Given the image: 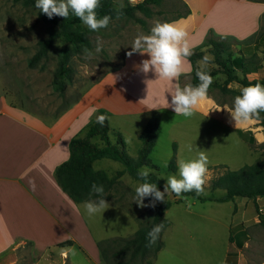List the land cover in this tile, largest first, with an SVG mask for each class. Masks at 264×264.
<instances>
[{"label": "crops", "instance_id": "crops-1", "mask_svg": "<svg viewBox=\"0 0 264 264\" xmlns=\"http://www.w3.org/2000/svg\"><path fill=\"white\" fill-rule=\"evenodd\" d=\"M180 1L190 15H183L175 22H178V26L187 32V40L192 52L202 47L208 30H213L221 38H234L242 47L247 46V44H243L247 40L254 39L255 42H249L248 45H255L259 39L264 16V1L192 0L195 7L187 0ZM210 14L213 15V18L210 17ZM168 22L174 21L172 19ZM144 59H148L147 55L139 53H133L132 56L126 57L121 68L123 72L128 63L135 61L137 65L131 68L123 79L126 77L131 79L136 72H139L140 62ZM188 59L190 67L183 66L182 74L177 81L181 86L190 83L194 67H202L199 63L201 60H196L192 64L190 57ZM259 63L260 66L254 72L246 74L248 81L264 80V60ZM236 74L239 75L238 72ZM112 75V73L104 75L98 83L90 86L87 91L80 94L54 117H39L7 104L0 97V264H18L17 253L26 245L29 246V264H49V252L58 250V254H55L57 257L62 255L61 249L72 248L79 251L92 264H100L98 243L102 240L116 238L104 232L102 236L93 233L83 208L84 202L75 203L68 197L59 186L55 171L68 159L70 141L73 138L86 135L89 123L100 110L107 112V118L115 116L127 120L138 117L140 121L137 122L133 136L139 143V135L153 111L176 114L172 108H164V95L169 103L171 101V97L166 92L169 82L159 79L154 72L149 71L148 77H155L157 80H161L162 84L158 95L160 101L152 105H145V103L149 104L148 97H140L138 103H131L128 106H126V99L122 97H109L115 85H112L113 88H111L110 84H107L109 80L112 81L115 78ZM140 79L139 76L135 78L132 84L133 88ZM214 81L222 83L224 77L219 74L214 78ZM237 85L240 84L231 82L227 88L239 92ZM208 97L209 99L200 102L192 116L221 121L224 126L234 132L233 139L236 138L239 142L245 143L252 152L258 153L262 158V150L250 148L251 140L255 145L264 142V134L259 123L254 122L235 127L227 112L229 108L226 104L218 105L211 96L208 95ZM116 106L122 107L123 110H115ZM220 109L225 111H220ZM117 127L118 132L126 133L122 125ZM122 140L125 147L126 138L123 137ZM94 163L92 167L96 170ZM220 165L229 169L225 164ZM215 167L221 166H213L208 169L207 182L213 177ZM97 171H103L109 177L118 172L109 174L105 170ZM124 176L119 179V183L124 182L122 180ZM115 190L111 192V195ZM181 201L182 199L176 198V201H171V205ZM105 202L131 214L127 209L110 200ZM209 203L218 206L205 209V204ZM227 204H231V207H222ZM171 205L165 214L171 209ZM78 206L79 211H77ZM188 206L181 211V216L182 214L186 216L189 245L197 243V234L200 232L201 223H205V220L209 219L208 215L211 216L210 235L213 240H210V243L218 246V251H210L205 255L204 261L225 264L228 252L233 249L237 254L235 264H264V197L256 198L254 202L244 198L237 201L235 198L233 201L222 203L200 202L193 199ZM131 215L139 225L138 217ZM181 221L182 219L177 217L176 219L172 218L171 222H167L168 226L173 228L175 225L180 227L183 223ZM221 237L224 240H220ZM67 241L72 242L70 247L58 246ZM65 251L67 255L62 258V261L73 264L69 260V250ZM156 258L152 264L156 262Z\"/></svg>", "mask_w": 264, "mask_h": 264}, {"label": "rangeland", "instance_id": "rangeland-1", "mask_svg": "<svg viewBox=\"0 0 264 264\" xmlns=\"http://www.w3.org/2000/svg\"><path fill=\"white\" fill-rule=\"evenodd\" d=\"M187 1L194 6V1ZM113 2L116 7H124L127 4L136 5V3H130L129 0H113ZM149 8L151 9V16L149 17L140 12L135 13L136 17L144 21V25L132 20L116 19L111 21L106 28L96 32L92 31L89 38L92 44L90 52L93 55L91 58H86L84 52L71 58L70 66L73 69V78L66 85L63 95L60 96L52 90L51 84L57 65V52L61 45L59 41L54 43L47 57L39 62L37 66L30 68L27 65L28 60L37 50L38 41L48 36L52 26L38 18L39 9L24 7L20 3H14L11 0H0V97L7 104L21 108L39 117H54L80 94L87 91L90 86L98 83L104 75L112 73L115 79L109 80L107 84H110L111 88H113L112 85H115L109 97L126 99V106L131 105V103H138L140 97H148L149 104L145 103V105L158 103L160 101L158 95L161 91L162 81L157 80L155 77H148L149 72L145 74L141 71L136 72L131 79L128 77L123 79L125 74L129 73L131 68L137 65L135 61H132L126 65L123 72L121 70L123 61L128 57L127 53L132 51L131 46L135 36L141 31L147 34L155 20L168 22L173 19L175 21L183 17V15L187 16L190 14L180 0H160L157 5L149 6ZM210 17L213 18V15L210 14ZM263 30L264 16L260 33ZM206 36V40L213 39L231 45L233 56L235 57L241 54L246 59L253 57L256 62L264 60V53L261 56L259 54L262 51L259 40L256 41L255 45H248L249 42H255L254 39L247 40L243 42L247 46L242 47L238 41H235L236 39L231 37L221 38L213 30H208ZM98 40L102 41L103 48L97 54L95 53V48ZM203 50L204 56H211L208 53V48ZM210 63L203 65V67L210 66ZM137 76L141 77V79L136 82L133 88L132 84ZM146 81L153 82L146 83ZM216 83L221 82L217 81ZM209 96L216 103H225L228 108L233 105L234 97L221 95L218 90L210 91ZM114 108L118 111L123 110L119 106ZM157 112L159 113L158 136L155 146L149 155L151 164L156 169L150 166L146 167L152 169L151 175L156 176L163 185H165L168 176L177 175L178 177L177 161L196 158L197 150L206 151L208 169L225 164L230 170H237L244 165L253 163L256 158H260L259 154L252 152L245 143L239 142L236 138L233 139V136H235L234 132L224 126L221 121L200 116L185 118L182 115H174L170 112ZM132 118L134 119L122 120L123 118L120 117H108V136L110 142L113 143L118 136L122 139L123 137L126 138L125 151L128 156L135 157L141 145L133 134L140 119L138 117ZM121 125L126 133L117 131V126ZM131 135L132 137H130ZM92 142L99 143L94 139ZM190 145L192 146L191 150L189 149ZM174 151L176 169L172 171L169 169V164ZM94 168L96 170H105L109 174H115L123 169L124 166L118 162L101 159L94 163ZM122 180L124 182L118 184L114 194L111 195L110 201H118L116 204L130 211L134 217H138V223H147L151 214V207L137 205L139 201L136 199L135 188L139 181L133 180L128 175H125ZM207 183L204 186V192L199 194L200 197L217 198L224 196L225 192L223 190L212 191L207 189ZM181 199L182 201L178 204L173 203L171 205V209L165 214L164 218L166 221L171 222L172 218L176 219L178 217L182 219L181 222L183 223L180 227L175 225L171 228L168 226L162 233L161 239L164 247L158 253L154 264H216L215 261H204L205 255L210 251H218V246L210 243V240H213L210 235L212 230L211 216L208 215L209 219H206L205 223H201L200 232L197 234V243L189 245L186 216L185 214L181 216V211L186 206L189 207L188 205L194 198ZM165 200L176 201V198L170 199L166 195ZM239 200L240 198H237V201ZM142 203L144 205L150 203L157 205L160 201H155L153 197H146ZM230 205H222V207L229 208L231 207ZM216 206L218 205L209 203L205 204L204 207L208 209ZM131 214L117 206L110 205L102 214L96 213L89 216L86 213V218L93 233L98 236H102L104 232L116 238L129 237L140 225L137 224ZM220 240H224V238L221 237ZM28 248L29 246L26 245L18 251V264H29ZM64 250H69V260L73 264H92L75 248ZM70 250H74V254ZM58 252V250L49 252V264H68L62 261L65 256L58 255L56 257ZM127 259L128 252L126 251L121 256L109 257L107 262L101 260L100 264H111L113 261H126ZM147 261H135L133 264H146Z\"/></svg>", "mask_w": 264, "mask_h": 264}, {"label": "trees", "instance_id": "trees-1", "mask_svg": "<svg viewBox=\"0 0 264 264\" xmlns=\"http://www.w3.org/2000/svg\"><path fill=\"white\" fill-rule=\"evenodd\" d=\"M14 3H20L24 7H35V0H11ZM160 0H144L136 5H125L124 7H116L113 0H100V7L97 8V17L101 18L105 15L111 17V21L116 19L132 20L140 25H144V21L136 17L135 13L140 12L146 17L151 16L149 6L157 5ZM38 18L52 26L51 32L46 38L40 39L37 43V50L28 60L27 65L33 68L47 57L48 52L53 47L56 41L61 43L58 49L57 65L52 77V90L58 95H63L65 87L72 81L73 69L70 66L72 57L84 53V49L89 51L92 48L90 34L92 33L74 14L69 12L66 19L53 16L49 19L46 15L38 12ZM262 51L264 53V30L259 35ZM208 48V53L214 58L210 62V66L194 67L191 73L190 83L196 85L198 79L196 71L202 69L208 72L213 77V83L208 89L218 90L221 95H230L235 97L239 95L232 89H228L227 85L231 82H236L240 85L247 86L249 84L260 83L264 85V80L246 79V74L254 72L259 62L251 57L246 59L243 55L238 57L233 56L231 45L225 44L213 39L205 40L202 47L196 49L190 57L192 64L196 60H202L204 50ZM253 66V68H251ZM239 73L236 74V73ZM221 74L224 81L219 84L214 81V78ZM224 105L225 103H217ZM107 117L108 114L104 110H100L97 116L89 123L86 135L84 137L73 138L69 143V157L59 165L55 171L56 180L61 189L75 203H82L89 199H97L95 194L91 193L93 184L103 185L104 199H111V192L116 189L119 179L123 175H128L133 180L139 181L137 176L138 170L145 166L155 168L149 159L158 136L159 113L153 111L145 125L143 131L139 135L140 149L135 157H130L125 151L124 142L120 136L117 137L115 143L109 140V127L107 119L101 125L97 122L98 116ZM262 119L258 122L262 127L264 134V112L261 114ZM96 139L99 143L92 142ZM252 150H262L263 157L256 159L253 163L244 165L237 170H229L226 167H215L214 175L207 183L209 190H223L224 196L212 199L202 198L196 192L182 193L175 198H194L200 202L215 201L228 202L235 198H244L254 202L256 198L264 197V142L260 145H255L254 141H250ZM101 159H108L118 162L124 166L122 171H118L114 176L109 177L103 171L94 170L92 164ZM175 151L171 158L169 169L175 171L174 165ZM156 169V168H155ZM151 182L156 183L158 190L164 188L162 182L154 175L148 178ZM116 204L118 201L113 200ZM171 201L161 202L154 207H151V214L147 223H142L136 232L126 238H112L102 240L98 243L100 258L103 262H107L110 258L123 255L128 252L126 261H113L111 264H133L135 261L148 260L146 264H152V261L157 257L158 252L163 247L162 233L168 226V222L164 218L165 211L170 207ZM121 206V205H120ZM260 216V215H259ZM163 223V229L154 244L148 246L147 233L155 225ZM72 242L67 241L59 244V247L68 248ZM237 254L233 249L228 252L225 264H235ZM109 264V263H108Z\"/></svg>", "mask_w": 264, "mask_h": 264}, {"label": "clouds", "instance_id": "clouds-1", "mask_svg": "<svg viewBox=\"0 0 264 264\" xmlns=\"http://www.w3.org/2000/svg\"><path fill=\"white\" fill-rule=\"evenodd\" d=\"M35 8L46 15L49 19L53 16H59L66 19L71 11L89 30L96 32L106 28L111 17L105 15L97 17V8L100 7V0H35ZM187 32L178 26V22H161L155 20L153 26L147 34L139 32L132 43V51L127 55L130 57L133 53L147 55L148 59L141 60L140 71L148 73L152 71L159 79H165L169 82L167 89L171 101L163 97L164 108H172L176 115H182L189 118L194 114V110L201 101L209 99L208 89L213 83V77L202 69L196 71L198 83H191L181 86L177 81L182 74L184 65L190 67L189 57L192 50L187 40ZM103 48L102 41H97L95 53H100ZM86 58H91L93 53L84 49ZM212 59L211 56H204L199 62L202 66L208 64ZM115 79V78H113ZM153 81H146L150 83ZM239 95L233 99V105L227 110L230 114L234 126H242L249 123L259 122L264 112V85L260 83L249 84L247 86L237 85ZM225 111L220 109V111ZM209 114V113H208ZM107 117L101 115L97 117V122L101 125ZM192 146H189L191 150ZM206 151L197 150L196 158L177 161V175L168 176L164 185L163 192L158 190L156 183L151 182L148 178L152 169L142 167L138 170L137 176L139 182L135 188L138 206L154 207V203L144 205L143 199L153 197L155 201L164 202L166 194L179 196L182 193L196 192L198 195L204 192V186L207 182L209 171L207 167ZM34 187V186H33ZM91 193L95 194L97 199H89L83 203L85 212L89 215L103 213L110 205L105 202L103 185L93 184ZM79 211V206L77 207ZM163 229V223L155 225L147 233L148 246L154 244ZM61 254L66 256L67 252L60 250ZM74 254V250H70Z\"/></svg>", "mask_w": 264, "mask_h": 264}, {"label": "water", "instance_id": "water-1", "mask_svg": "<svg viewBox=\"0 0 264 264\" xmlns=\"http://www.w3.org/2000/svg\"><path fill=\"white\" fill-rule=\"evenodd\" d=\"M163 190H164V188L160 189V191H162V192H163ZM166 195H168V194H166ZM168 196H169L170 199H174L175 198V195L174 194L168 195Z\"/></svg>", "mask_w": 264, "mask_h": 264}, {"label": "built area", "instance_id": "built-area-1", "mask_svg": "<svg viewBox=\"0 0 264 264\" xmlns=\"http://www.w3.org/2000/svg\"><path fill=\"white\" fill-rule=\"evenodd\" d=\"M130 1V3H136L137 4V2H143L144 0H129Z\"/></svg>", "mask_w": 264, "mask_h": 264}]
</instances>
